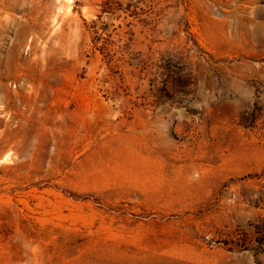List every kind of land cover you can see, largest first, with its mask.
Instances as JSON below:
<instances>
[{
    "label": "rangeland",
    "instance_id": "obj_1",
    "mask_svg": "<svg viewBox=\"0 0 264 264\" xmlns=\"http://www.w3.org/2000/svg\"><path fill=\"white\" fill-rule=\"evenodd\" d=\"M0 264H264V0H0Z\"/></svg>",
    "mask_w": 264,
    "mask_h": 264
},
{
    "label": "trees",
    "instance_id": "obj_2",
    "mask_svg": "<svg viewBox=\"0 0 264 264\" xmlns=\"http://www.w3.org/2000/svg\"><path fill=\"white\" fill-rule=\"evenodd\" d=\"M255 120V115L251 113H247L246 115L241 114L239 122L243 125H251Z\"/></svg>",
    "mask_w": 264,
    "mask_h": 264
},
{
    "label": "crops",
    "instance_id": "obj_3",
    "mask_svg": "<svg viewBox=\"0 0 264 264\" xmlns=\"http://www.w3.org/2000/svg\"><path fill=\"white\" fill-rule=\"evenodd\" d=\"M167 258H168V261H171V259H172L173 257H171V256H167Z\"/></svg>",
    "mask_w": 264,
    "mask_h": 264
}]
</instances>
